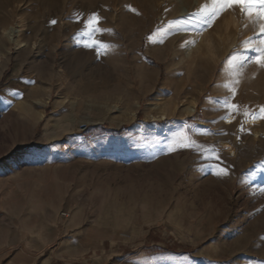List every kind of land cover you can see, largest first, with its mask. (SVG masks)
Listing matches in <instances>:
<instances>
[{
    "label": "rangeland",
    "instance_id": "1",
    "mask_svg": "<svg viewBox=\"0 0 264 264\" xmlns=\"http://www.w3.org/2000/svg\"><path fill=\"white\" fill-rule=\"evenodd\" d=\"M205 6L212 0H0V264H8L4 250L17 240L10 223L27 230L19 219L22 198L27 204L43 197L47 209L60 200L63 210L93 181L104 180L110 192L116 171L93 166L131 158L139 146L166 149L173 159L150 174L126 173L125 187L154 179L142 200L156 212L173 204L178 222L200 217L206 233L232 224L247 233L236 247L253 239V264H264V68L248 59L255 53L245 43L258 44V22L233 7L208 26ZM248 119H256L255 129ZM97 126L119 136L85 134ZM183 137L193 146L180 147ZM221 169L226 174L217 175ZM180 180L188 191L175 199ZM103 193L99 188L92 198ZM41 222L44 230L52 223L67 228L61 218ZM151 224L139 245L167 239L169 251L192 249L182 244L187 238L164 234L161 220ZM121 237L126 242L109 264H122L117 256L138 246ZM51 240L40 236V244ZM52 251L40 253V264H92L90 256L76 263L58 252L46 260Z\"/></svg>",
    "mask_w": 264,
    "mask_h": 264
},
{
    "label": "crops",
    "instance_id": "2",
    "mask_svg": "<svg viewBox=\"0 0 264 264\" xmlns=\"http://www.w3.org/2000/svg\"><path fill=\"white\" fill-rule=\"evenodd\" d=\"M87 136L97 135H114L119 136L117 132H109L104 127L97 126L90 128L85 133ZM111 136V135H110ZM130 157H123L120 162L105 163L103 165H94V169L97 172H111L116 171L117 183L115 186H110V192L107 187L101 183L104 180L98 181L95 184L93 181L91 189L85 186V191L81 192L77 197L78 201H72L67 207L61 209L60 200L54 204L51 209L45 208L44 203L48 202L41 198H37L35 201H27V204L22 198V205L20 208L19 219L27 221V230L23 223L18 222L20 231L18 228L10 226L11 236L17 230V240L14 243L7 244L4 253L8 259V264H40V253L47 249H53L51 257L47 256L46 260H54L53 255L56 252L61 257L73 256L75 262H82V259L86 256H90L92 264H109V260H112L113 251H119L120 246L125 244V239L121 235H128V240H133L134 243H138L134 249L123 252L117 256L121 258L122 264H253V260L257 259L251 252L253 239L248 237V241L241 248L236 247L237 243L241 242L245 232L240 231L236 226L225 223V225H218L209 230L206 233L204 230L203 219L197 217L194 222H189L188 217L184 219V222H178V215H174L176 206L168 205L160 211H155L149 204L142 200L145 189L150 184H154V179H148L146 182H139L136 180L132 182L131 186L135 187V193L129 197L125 195V183L129 182L128 175L126 173H136L143 170H150L148 174L153 171L156 172L158 163L168 161L171 162L173 154L166 149L137 147L134 148ZM37 162H40V156L36 158ZM163 177V176H162ZM137 183V184H136ZM143 183V184H142ZM177 187V191L174 194L175 199L181 198L186 195L188 189V181L180 180ZM146 185V186H145ZM100 190L104 193L97 199H93V193ZM113 189L120 192V194H112ZM185 192V193H184ZM85 198V204L81 207L78 203H82V199ZM13 203L12 201H9ZM173 202V201H171ZM9 203V204H10ZM18 206V205H17ZM15 207V206H14ZM12 209L13 205H9ZM103 210H107L109 214L107 217L103 214ZM63 211V212H62ZM0 211V219L2 217ZM62 214H66L63 217ZM104 215V217H102ZM202 215V214H200ZM63 219L67 221V228L62 229L60 226L54 227V223L49 230H44L42 219ZM108 218H128L129 221L125 225H121L119 222L109 224L105 221ZM41 219V220H40ZM161 220L162 227H164L163 233L167 236L173 237V240L182 241L187 238L186 244L191 246L192 249L186 250L185 247L182 250H171L164 248L167 243V239L162 241V245L152 244L150 246L139 245L141 238L146 236L152 226L151 222L155 220ZM151 224V225H150ZM155 224V223H153ZM48 227V226H47ZM15 230V231H14ZM27 231V232H26ZM26 232V233H25ZM207 235H206V234ZM206 235V241L202 242V238L199 235ZM51 236L52 240L47 243L40 244V236ZM67 236V245L60 242ZM56 236V237H55ZM246 239V236H244ZM13 242V241H12ZM171 246V244H169ZM62 251L73 252L74 254H64ZM2 254L3 251L0 250ZM45 260V261H46ZM118 260V259H117ZM44 261V260H43Z\"/></svg>",
    "mask_w": 264,
    "mask_h": 264
},
{
    "label": "snow or ice",
    "instance_id": "3",
    "mask_svg": "<svg viewBox=\"0 0 264 264\" xmlns=\"http://www.w3.org/2000/svg\"><path fill=\"white\" fill-rule=\"evenodd\" d=\"M212 8L208 9L207 6L202 7L201 14L204 17L203 23L211 26V21L214 20L219 13L231 9L233 7H239L242 14L252 19L253 23L258 22L259 32L256 34L258 44L254 39L250 38L245 43L250 45V50L255 53L254 56L248 57L251 62H254L259 67L264 68V0H212ZM96 17L93 16L87 23L92 24L96 21ZM55 24L56 21H51ZM87 26V25H86ZM95 43V42H94ZM84 47H92L90 44H85ZM237 56L230 58L231 60L237 59ZM234 95V93H233ZM229 108H238L237 105H228ZM257 118V117H253ZM259 119H264V106L260 108ZM180 147H192L194 142L188 141L186 137H183L179 141ZM200 147V146H197ZM217 175L226 174L225 169H221Z\"/></svg>",
    "mask_w": 264,
    "mask_h": 264
},
{
    "label": "bare ground",
    "instance_id": "4",
    "mask_svg": "<svg viewBox=\"0 0 264 264\" xmlns=\"http://www.w3.org/2000/svg\"><path fill=\"white\" fill-rule=\"evenodd\" d=\"M147 77V76H146ZM226 122L228 123V124H231L232 123V119H227L226 120ZM247 123H248V125H250L251 127H254V129H255V127H256V123H257V121H256V119H248L247 120ZM258 134V132L256 131L255 132V135H257Z\"/></svg>",
    "mask_w": 264,
    "mask_h": 264
},
{
    "label": "built area",
    "instance_id": "5",
    "mask_svg": "<svg viewBox=\"0 0 264 264\" xmlns=\"http://www.w3.org/2000/svg\"><path fill=\"white\" fill-rule=\"evenodd\" d=\"M81 130H82V131H85L86 128H85V127H82ZM62 216H63V217H66V214H62Z\"/></svg>",
    "mask_w": 264,
    "mask_h": 264
},
{
    "label": "trees",
    "instance_id": "6",
    "mask_svg": "<svg viewBox=\"0 0 264 264\" xmlns=\"http://www.w3.org/2000/svg\"><path fill=\"white\" fill-rule=\"evenodd\" d=\"M111 132V131H110Z\"/></svg>",
    "mask_w": 264,
    "mask_h": 264
}]
</instances>
